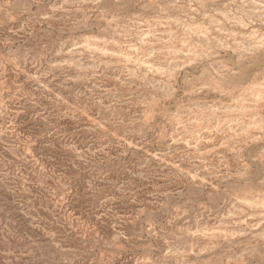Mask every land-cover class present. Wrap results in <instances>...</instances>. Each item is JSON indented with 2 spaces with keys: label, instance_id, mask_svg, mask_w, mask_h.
Wrapping results in <instances>:
<instances>
[{
  "label": "rangeland",
  "instance_id": "rangeland-1",
  "mask_svg": "<svg viewBox=\"0 0 264 264\" xmlns=\"http://www.w3.org/2000/svg\"><path fill=\"white\" fill-rule=\"evenodd\" d=\"M0 264H264V0H0Z\"/></svg>",
  "mask_w": 264,
  "mask_h": 264
}]
</instances>
